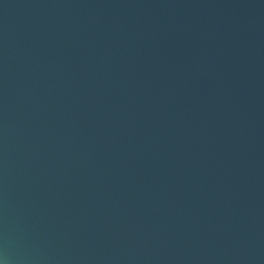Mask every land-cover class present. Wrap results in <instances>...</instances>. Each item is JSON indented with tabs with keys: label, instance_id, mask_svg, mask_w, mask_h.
I'll use <instances>...</instances> for the list:
<instances>
[{
	"label": "clouds",
	"instance_id": "1",
	"mask_svg": "<svg viewBox=\"0 0 264 264\" xmlns=\"http://www.w3.org/2000/svg\"><path fill=\"white\" fill-rule=\"evenodd\" d=\"M0 264H264V0H0Z\"/></svg>",
	"mask_w": 264,
	"mask_h": 264
}]
</instances>
